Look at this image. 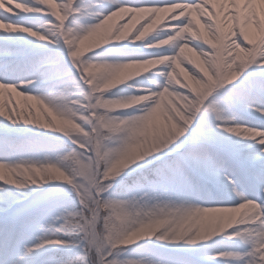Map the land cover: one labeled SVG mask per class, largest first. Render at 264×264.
I'll use <instances>...</instances> for the list:
<instances>
[{"label": "snow or ice", "instance_id": "obj_1", "mask_svg": "<svg viewBox=\"0 0 264 264\" xmlns=\"http://www.w3.org/2000/svg\"><path fill=\"white\" fill-rule=\"evenodd\" d=\"M0 119V264H264V0H0Z\"/></svg>", "mask_w": 264, "mask_h": 264}, {"label": "rangeland", "instance_id": "obj_2", "mask_svg": "<svg viewBox=\"0 0 264 264\" xmlns=\"http://www.w3.org/2000/svg\"><path fill=\"white\" fill-rule=\"evenodd\" d=\"M85 3L88 2V0H84ZM123 21L119 18H117V20H115L112 23H115L116 26H119L120 23H122ZM140 23H144L143 20L140 21ZM162 25H159L157 27V32L153 33L150 37L146 38V40L148 39H152L154 37H165L166 33L162 30L159 29V27H161ZM137 27H139V24H137ZM163 28V26H162ZM131 37L129 38V40L131 41ZM92 41H89V43H91ZM113 44H120L122 46L127 45L133 49L136 50H141V51H147L148 49L142 48V45L144 44L143 42H133L131 44H129V41H124V42H112ZM109 47L108 45L102 46V48H107ZM97 51V50H94ZM98 62H111V61H98ZM161 77L157 74V69H153L150 73H144L141 74V76L139 77H133L131 80L126 81L124 84L117 86L116 89L113 90H109L110 93H120V95L118 97H113L115 99H121L123 101H127L129 99L132 98L133 95H137L138 93L136 92V88L140 87V88H150V87H154V85H152L151 83H149V80H156V81H161ZM141 81H143V83H140ZM128 85H133L132 88H129ZM16 99H19L21 104L25 103V101L23 100L22 97H17ZM5 100H7V96H5ZM137 107V106H134ZM35 111V110H34ZM119 112H128L131 110H117ZM1 125V124H0ZM20 128L24 129L27 134V136H45V137H55V136H60L62 139H66L65 137H63V134H58V133H53L51 132V130H47V129H40L37 126L34 125H23L22 122L19 125ZM229 135H233V134H229ZM71 146V145H69ZM63 153H61L60 151H58L57 149H55L53 146H51L50 144L46 143V142H38V143H34L33 145H29L27 146L25 149L15 153L12 157L13 160L19 162V161H32L38 164L41 163H47V162H52L55 163L58 158L60 157V155H62ZM0 159H2V157H0ZM21 182H23V178H20ZM56 184H59L61 186H63L61 183L64 182H54ZM32 187H36V186H32ZM45 187H48L47 185ZM44 233L40 232L37 233L35 235V237L33 238V243L34 244H38L40 243L43 238H44ZM215 241H223L221 248H231L233 245H235L237 242L235 241H228L225 240L223 238V236L221 237H216L214 238L213 242H209V243H214ZM159 243L158 241L155 240V238L151 239V240H146L141 242L142 245H155ZM207 254H211V253H207ZM206 254V255H207ZM129 255L137 257V258H141V257H145V256H149V257H153V250L151 248L149 249H144L141 248L139 251H134V252H130Z\"/></svg>", "mask_w": 264, "mask_h": 264}, {"label": "clouds", "instance_id": "obj_3", "mask_svg": "<svg viewBox=\"0 0 264 264\" xmlns=\"http://www.w3.org/2000/svg\"><path fill=\"white\" fill-rule=\"evenodd\" d=\"M126 227H127V222L125 221L122 223V228H126Z\"/></svg>", "mask_w": 264, "mask_h": 264}, {"label": "bare ground", "instance_id": "obj_4", "mask_svg": "<svg viewBox=\"0 0 264 264\" xmlns=\"http://www.w3.org/2000/svg\"><path fill=\"white\" fill-rule=\"evenodd\" d=\"M144 43V42H143ZM6 121L0 119V124L2 125L3 123H5Z\"/></svg>", "mask_w": 264, "mask_h": 264}]
</instances>
